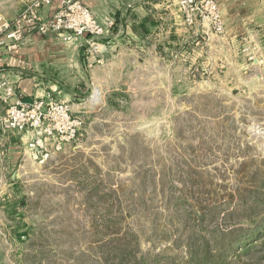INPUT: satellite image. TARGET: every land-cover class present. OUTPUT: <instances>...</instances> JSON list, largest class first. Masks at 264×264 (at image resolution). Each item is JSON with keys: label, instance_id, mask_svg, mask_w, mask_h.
I'll list each match as a JSON object with an SVG mask.
<instances>
[{"label": "rangeland", "instance_id": "1", "mask_svg": "<svg viewBox=\"0 0 264 264\" xmlns=\"http://www.w3.org/2000/svg\"><path fill=\"white\" fill-rule=\"evenodd\" d=\"M163 27L91 67L63 151L0 142V264H264V43Z\"/></svg>", "mask_w": 264, "mask_h": 264}, {"label": "crops", "instance_id": "2", "mask_svg": "<svg viewBox=\"0 0 264 264\" xmlns=\"http://www.w3.org/2000/svg\"><path fill=\"white\" fill-rule=\"evenodd\" d=\"M29 1L0 0V20L15 18ZM88 4L99 20L114 21L110 34L95 38L86 35L67 43L56 34L36 33L12 51L0 47V84L12 89L11 99L15 96L26 101L36 97L80 99L79 84L89 77L91 67H99L100 63L115 57L124 44L134 50H149L153 41L144 34L149 28L164 26L170 34L169 45L176 41V33L181 44H186L191 34L196 36L193 39L196 43L201 39L198 34H206L212 44L221 39L228 45H253L258 43V37L264 43V0H220L225 23L221 33L215 32L207 21L187 25L179 10V0H89ZM54 10L55 6L47 7L42 14L48 16ZM5 108L0 103V114ZM18 137L19 133H5L0 129V142L18 140Z\"/></svg>", "mask_w": 264, "mask_h": 264}, {"label": "built area", "instance_id": "3", "mask_svg": "<svg viewBox=\"0 0 264 264\" xmlns=\"http://www.w3.org/2000/svg\"><path fill=\"white\" fill-rule=\"evenodd\" d=\"M89 0H30L26 8L11 20H0V47L14 50L32 34H56L63 41H74L89 35L93 38L112 32L114 21L99 20ZM220 0H179V10L186 23L208 19L215 32L224 31ZM55 6L51 15L42 10ZM0 103L6 105L0 114L2 132H16L23 139L30 158L45 163L82 136V120L74 114L67 100L36 97L26 101L15 96L11 88L0 84Z\"/></svg>", "mask_w": 264, "mask_h": 264}, {"label": "trees", "instance_id": "4", "mask_svg": "<svg viewBox=\"0 0 264 264\" xmlns=\"http://www.w3.org/2000/svg\"><path fill=\"white\" fill-rule=\"evenodd\" d=\"M252 216L253 215L248 216L247 219H252L253 218ZM262 229H263V227L259 228V229H254L252 231L250 237L254 236L255 234L260 233ZM243 242L245 243V240H243ZM241 243L242 242H240L239 240L237 241V244H241ZM234 246H235L234 243L233 244L231 243L229 245V250L233 249ZM209 250H210L209 249V242H207V244L205 245V249L203 250L201 256L199 258L196 257V260L194 263L195 264H226L227 259H225V257H223V256H225V254L219 253V254L215 255V254L211 253Z\"/></svg>", "mask_w": 264, "mask_h": 264}]
</instances>
